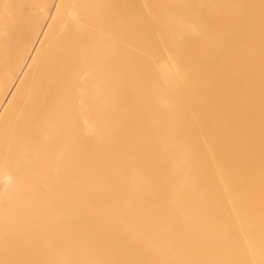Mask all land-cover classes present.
<instances>
[{
	"label": "bare ground",
	"instance_id": "bare-ground-1",
	"mask_svg": "<svg viewBox=\"0 0 264 264\" xmlns=\"http://www.w3.org/2000/svg\"><path fill=\"white\" fill-rule=\"evenodd\" d=\"M54 2L0 78V264H264V0Z\"/></svg>",
	"mask_w": 264,
	"mask_h": 264
},
{
	"label": "rangeland",
	"instance_id": "rangeland-1",
	"mask_svg": "<svg viewBox=\"0 0 264 264\" xmlns=\"http://www.w3.org/2000/svg\"><path fill=\"white\" fill-rule=\"evenodd\" d=\"M54 4V0H35L34 6L40 9L38 14L23 6L16 20L15 0H0V28H3L0 32V78L8 75L10 72L7 70L13 68L24 54L30 52L51 16ZM3 86L6 87L4 84Z\"/></svg>",
	"mask_w": 264,
	"mask_h": 264
}]
</instances>
